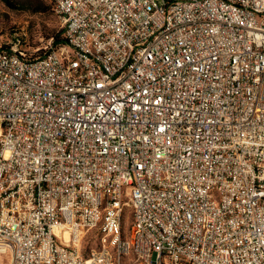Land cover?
<instances>
[{
  "label": "built area",
  "instance_id": "obj_1",
  "mask_svg": "<svg viewBox=\"0 0 264 264\" xmlns=\"http://www.w3.org/2000/svg\"><path fill=\"white\" fill-rule=\"evenodd\" d=\"M66 44H0L10 264H264V0H49Z\"/></svg>",
  "mask_w": 264,
  "mask_h": 264
},
{
  "label": "rangeland",
  "instance_id": "obj_2",
  "mask_svg": "<svg viewBox=\"0 0 264 264\" xmlns=\"http://www.w3.org/2000/svg\"><path fill=\"white\" fill-rule=\"evenodd\" d=\"M0 0V44L19 36L25 48L43 53L52 35L63 29L60 17L49 0ZM41 8L42 11H35ZM64 34V33H63ZM64 36V35H63ZM9 251L0 252V264H10ZM133 264H147L137 260Z\"/></svg>",
  "mask_w": 264,
  "mask_h": 264
},
{
  "label": "trees",
  "instance_id": "obj_3",
  "mask_svg": "<svg viewBox=\"0 0 264 264\" xmlns=\"http://www.w3.org/2000/svg\"><path fill=\"white\" fill-rule=\"evenodd\" d=\"M5 1L9 2L8 0H5ZM52 6H53V4H52ZM35 11H42V9L41 8H36ZM63 33H64V28L60 32L52 35L53 44L55 46H60V45L66 44V38H65V36H63L64 35ZM21 42H22V40H21Z\"/></svg>",
  "mask_w": 264,
  "mask_h": 264
}]
</instances>
